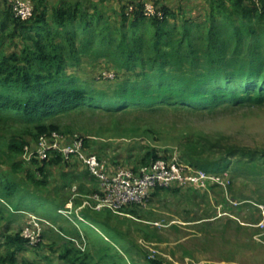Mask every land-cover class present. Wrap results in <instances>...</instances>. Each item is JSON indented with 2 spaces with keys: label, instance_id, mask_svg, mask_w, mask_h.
<instances>
[{
  "label": "trees",
  "instance_id": "trees-1",
  "mask_svg": "<svg viewBox=\"0 0 264 264\" xmlns=\"http://www.w3.org/2000/svg\"><path fill=\"white\" fill-rule=\"evenodd\" d=\"M29 1L32 16L21 21L11 5L0 0V159L4 158L9 171L0 169V237L4 236L1 244L7 248L0 255V264H18L16 254L28 246L20 232L7 234V226L17 222L18 214L25 215L21 208L30 211L26 214L35 213L36 203L29 207L30 201L45 202L43 197L51 189L49 168L70 166L55 154L48 161L33 160L25 167L24 147L61 130L58 124L42 121L85 108L99 110L108 119V132L158 134L164 132L157 128L160 116L175 118L177 124L176 120L192 116L264 105V0H201L193 13L180 5L176 11L177 2L184 0H152L160 16L150 18L143 15L141 0H120L118 11L102 6L108 0ZM92 56L133 73V79L111 94L78 85L77 77L68 70ZM180 132L189 134L178 153L182 162L209 173L221 172L222 161L207 163L204 158L220 147L187 126ZM81 138L85 149L103 159ZM229 150L231 156L239 153L235 148ZM241 154L243 159L233 161L232 167L256 174L257 168L251 171L255 158L245 161L249 154ZM159 158L165 157L152 148L132 165L141 168ZM63 181L53 189L51 205L57 202L56 196L64 202L59 194L69 185ZM174 188L180 187L168 189ZM76 190L82 195L93 192ZM155 190L167 189L156 187L149 198ZM126 208L133 211L142 206ZM104 215L106 221L101 220ZM83 216L94 227H101L106 239L119 243L110 229L109 215L85 211ZM84 227L57 230L64 240L58 259L64 264H101L105 260L116 264L118 258L111 255L116 253L114 244H101ZM80 234L88 249H81ZM103 243L108 244L104 239ZM92 245L99 250L93 252ZM20 264L33 263L23 260Z\"/></svg>",
  "mask_w": 264,
  "mask_h": 264
},
{
  "label": "rangeland",
  "instance_id": "rangeland-1",
  "mask_svg": "<svg viewBox=\"0 0 264 264\" xmlns=\"http://www.w3.org/2000/svg\"><path fill=\"white\" fill-rule=\"evenodd\" d=\"M200 1H178L176 11L180 5L183 9L187 6L186 9H191L193 13ZM119 2L120 0H108L102 6L107 10L113 8L118 11ZM68 72L77 77L78 85L108 94L127 79L132 80L134 77L133 73L116 68L107 59L97 56L82 60L77 66L69 68ZM174 119L160 116L156 119L157 128L164 129L163 133L139 135L108 132L105 130L108 119L99 110L81 108L42 121L45 125L58 124L60 132L52 133H58L66 139L86 138L91 150H96L103 160H115L113 166L127 167L134 171L140 167L132 165L135 159L138 160L139 155H145L152 148L158 149L159 154L165 158L175 156L181 164L188 165L178 156L181 144L189 138L188 133L180 132L183 126L204 133L220 147L215 154L205 155L204 158L207 163L223 162L222 170L218 174L226 178V188L197 190L185 187L155 190L142 208L133 211L125 208L118 213L101 211L102 214L109 215L110 229L119 238V243L112 238V242L105 239L106 232L101 227H97L95 232L89 226L83 225L87 234L105 246L114 244L116 253L112 252L111 255L115 254L119 259L115 258L116 264H150L151 261L157 264H264V229L259 226L263 219L262 211L264 212V105L192 116L188 120H176L177 124ZM172 124L176 126L172 127ZM28 129L32 130L31 127ZM37 139L30 141L28 145L35 146ZM98 147H101V151ZM232 148L239 153L231 156L229 149ZM86 151L91 153L90 150ZM242 152L249 154L244 158L245 161L255 158L256 162L253 163L251 171L257 168L256 174L242 172L240 166L232 167L233 161L243 159ZM0 163L2 172L8 169L3 157ZM29 164L31 162L25 163V167L28 168ZM248 165L250 168V164ZM192 168L198 170L193 166ZM62 172L58 169L49 172L50 186L61 184L59 176ZM35 203V213L18 214V221L9 228L11 234H21V229L27 226L32 217L41 220L35 235V247L28 245L25 250L18 252L17 262L20 264L24 260L33 264H64L57 256L64 243L57 230L61 224L68 225L65 224L67 220L75 223L73 212L68 216L60 214L66 220H60V225H54L41 216L46 214L57 218L52 205L38 199L30 201L28 206L32 207ZM76 220L74 225L82 223L77 216ZM101 220L106 221L105 215L101 216ZM81 227L79 225L78 229ZM1 228L0 226V233ZM37 234L40 236L37 237ZM3 237H0L1 256L7 252V248L1 244ZM82 238L83 234H80L81 249H88L89 245ZM92 247L93 252L100 248L98 245ZM94 260L99 262L96 256ZM101 264H108V261Z\"/></svg>",
  "mask_w": 264,
  "mask_h": 264
},
{
  "label": "built area",
  "instance_id": "built-area-1",
  "mask_svg": "<svg viewBox=\"0 0 264 264\" xmlns=\"http://www.w3.org/2000/svg\"><path fill=\"white\" fill-rule=\"evenodd\" d=\"M12 8L14 16L21 20H28L32 16V4L29 0H6ZM143 15L147 18L157 16L159 13L154 8L152 0H141ZM133 7H130V11ZM160 16V15H159ZM58 154L64 162H79L86 167L89 175L97 183L96 191L82 195L77 192L76 187L71 189L72 195L69 199V208L59 210L60 214L68 216L73 211L79 220H84L78 214L79 210L87 209L96 212L104 210L118 213L131 205L144 206L156 188L193 187L197 190H205L209 186L226 188L224 175L213 174L200 169H194L189 165H183L177 157L159 158L134 171L127 167H114L111 170L107 162L94 153H88L84 148L81 137L66 139L58 133L40 136L35 146L26 145L22 160L29 163L33 160L48 161ZM75 200L80 204L75 207ZM259 226L264 229V212ZM39 220L32 217L26 227L21 229V235L28 240V245L35 246L34 240L38 231ZM40 236V235H39ZM37 234V237H39Z\"/></svg>",
  "mask_w": 264,
  "mask_h": 264
},
{
  "label": "crops",
  "instance_id": "crops-1",
  "mask_svg": "<svg viewBox=\"0 0 264 264\" xmlns=\"http://www.w3.org/2000/svg\"><path fill=\"white\" fill-rule=\"evenodd\" d=\"M105 161L107 162V164H108V166H109V168L111 169V170H113L114 169V167L115 166H113L114 164H111V162L110 161H108L107 159H105ZM70 166L69 167H65V168H63L62 166H58V165H56V166H53V167H51V168H49L48 170H50V171H48V173L50 172V173H52V171L54 170V169H58V170H62L63 172H62V175H60L59 176V180L60 181H62L61 182V184L64 182L63 181V178H64V180H65V183L67 184V185H69V187H66L65 189H64V191L63 192H61L59 195H62L63 196V198H64V202H62V201H60V199H59V196L57 197H55L56 198V200H57V202H55V204H53L52 205V207L54 208V210H55V212H56V215L58 216L57 218H52V217H49L48 215H46V214H42L41 216H43L45 219H46V221H48V223H50V224H54V225H56V224H59L60 225V223H58L60 220H63V221H65L66 219L64 218H62V216L60 215V213L58 212L59 210H67L68 208H69V199H70V196H71V193H70V191H68V189L71 187V185H73V186H75L76 187V189L78 188L79 190L81 189V191H83L84 193H86V192H90V191H96V189H97V183L93 180V178L89 175V173H88V171H87V169H86V167H84L83 165H81L79 162H77V161H75V162H72V163H70L69 164ZM70 179H72V180H70ZM70 181H71V183H70ZM60 183L59 184H55V185H51L50 186V188L51 189H49L50 190V192H48V194L47 195H44V201L45 202H48V203H51V201H52V199H54V192H53V189H55V187H59L60 185H61ZM49 188V187H48ZM64 193V194H63ZM75 207L74 208H77L78 206H79V204H80V202L79 203H76V200H75ZM52 204V203H51ZM21 212L22 211H24V212H30V211H27V210H22V208H21V210H20ZM85 211H89V210H87V209H82V210H79L78 211V214L84 219V222L82 221V223H79V225L80 226H82L83 227V225H87V226H90V227H92L93 229H94V231L95 232H97L95 229H97L96 227H94L89 221H87L86 219H85V217L83 216L84 215V213H85ZM94 212H96V211H94ZM96 213H100V212H96ZM32 214V213H31ZM73 218L75 219V223H70L68 220L67 221H65V224H67L68 223V225H63L62 226V224H61V226H58V228H60V227H62L63 229H68L69 227H72V226H74V227H76L77 229H78V226L79 225H74V224H76V215H75V213H74V211H73ZM52 220H55L56 222L54 223ZM18 221V220H17ZM13 226V224H10V225H8L7 226V231H6V233L7 234H10L11 232L9 231V228L10 227H12ZM82 227H81V229L80 230H82ZM57 228V229H58ZM106 239V238H105Z\"/></svg>",
  "mask_w": 264,
  "mask_h": 264
}]
</instances>
